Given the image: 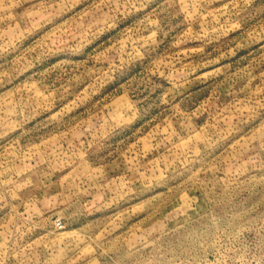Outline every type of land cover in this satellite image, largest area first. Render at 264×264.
Returning a JSON list of instances; mask_svg holds the SVG:
<instances>
[{
  "label": "rangeland",
  "instance_id": "1",
  "mask_svg": "<svg viewBox=\"0 0 264 264\" xmlns=\"http://www.w3.org/2000/svg\"><path fill=\"white\" fill-rule=\"evenodd\" d=\"M0 264H264V0H0Z\"/></svg>",
  "mask_w": 264,
  "mask_h": 264
}]
</instances>
